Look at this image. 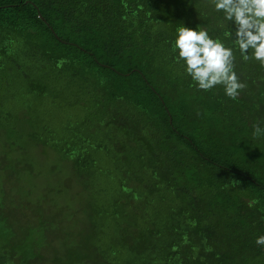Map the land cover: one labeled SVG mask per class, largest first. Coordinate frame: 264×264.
Masks as SVG:
<instances>
[{
  "label": "trees",
  "instance_id": "1",
  "mask_svg": "<svg viewBox=\"0 0 264 264\" xmlns=\"http://www.w3.org/2000/svg\"><path fill=\"white\" fill-rule=\"evenodd\" d=\"M222 22L210 0H0V209L8 183L38 212L18 234L0 213V264H264V67ZM181 25L233 47L236 100L177 63Z\"/></svg>",
  "mask_w": 264,
  "mask_h": 264
},
{
  "label": "clouds",
  "instance_id": "2",
  "mask_svg": "<svg viewBox=\"0 0 264 264\" xmlns=\"http://www.w3.org/2000/svg\"><path fill=\"white\" fill-rule=\"evenodd\" d=\"M210 3L217 12H223L222 27L224 22L234 26L224 35L234 41L242 60L255 59L264 67V0H210ZM173 51L178 54L177 63L183 61L184 71L198 90L210 91L222 86L224 94L236 100L247 87L235 70L233 47L219 38H213L205 27H178ZM64 63L67 60L62 59L59 65ZM261 136H264V127L257 122L253 124V137ZM255 203L256 200L251 201L249 207ZM255 243L264 247V234L256 237Z\"/></svg>",
  "mask_w": 264,
  "mask_h": 264
},
{
  "label": "rangeland",
  "instance_id": "3",
  "mask_svg": "<svg viewBox=\"0 0 264 264\" xmlns=\"http://www.w3.org/2000/svg\"><path fill=\"white\" fill-rule=\"evenodd\" d=\"M40 155L41 154V150H39ZM53 159H50V161H45L44 160H38L39 163H41V165H37L36 161L34 160L32 166L34 168H36V170L38 171V173H40V177H45L47 174L50 175L49 178V183L48 185H50V188H52L54 186V182L56 181V177L54 175L57 176V179L60 180V183H64V178L63 175L66 172L61 173V175L59 174L58 169H60V167H64V165H60V161L58 160V158L56 156L52 157ZM1 162L5 165L7 164V166L9 167V162L6 160H1ZM43 164V165H42ZM37 165V166H36ZM51 168H54L56 172H54V174L49 173V171L51 170ZM13 169H16L15 166H13ZM30 179V177H27V182ZM7 182V181H5ZM26 182V183H27ZM3 186L5 187V189H8L10 191V199L9 200H3V204L5 203L4 207H2L0 209V213L2 214V216L4 217L3 219L6 220V223L12 227L13 231L18 234L22 229V227H25V224L33 222L34 219L37 218V211L33 210L32 204L29 201H26L28 199H23L24 197L22 196V192L20 191V188L17 189L16 184L10 185L8 183H4ZM52 194H49V196H51ZM52 197V196H51ZM30 200L34 201V199H32V197H30ZM57 200V199H56ZM9 201V202H8ZM55 201V200H54ZM63 202V201H62ZM45 204H40V206H42V210L43 212H47L48 214H53L54 211V207H50L51 203L46 201L44 202ZM55 203H57L55 201ZM58 204V203H57ZM34 205V204H33ZM64 205V203H63ZM62 205V203H59L57 206H59L60 209H64V206ZM35 209V206H34ZM52 216V215H50ZM43 218V217H42ZM59 219H61L60 221L57 220H52L51 221V225L56 226V224H58L57 222H60L61 225H63L64 223L68 222L70 224L69 227V231L75 230V225L71 226V220L68 217H60ZM44 220V218L42 219ZM45 226H47L46 224H43ZM65 227V231H66V226ZM63 227H58L63 228ZM61 236V235H59ZM0 243H2V241L0 240ZM73 244V240L71 242L70 245ZM76 244H73L72 246H74ZM3 264H5L6 262H2Z\"/></svg>",
  "mask_w": 264,
  "mask_h": 264
}]
</instances>
